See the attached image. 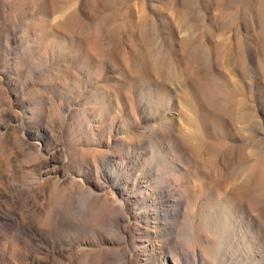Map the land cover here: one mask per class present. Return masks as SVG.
I'll return each instance as SVG.
<instances>
[{
  "label": "rangeland",
  "instance_id": "obj_1",
  "mask_svg": "<svg viewBox=\"0 0 264 264\" xmlns=\"http://www.w3.org/2000/svg\"><path fill=\"white\" fill-rule=\"evenodd\" d=\"M0 204V264H264V0H0Z\"/></svg>",
  "mask_w": 264,
  "mask_h": 264
},
{
  "label": "bare ground",
  "instance_id": "obj_2",
  "mask_svg": "<svg viewBox=\"0 0 264 264\" xmlns=\"http://www.w3.org/2000/svg\"><path fill=\"white\" fill-rule=\"evenodd\" d=\"M156 83H157V86L159 88V90H156L157 94L159 93L161 96L162 95H164V96L165 95H167V96H171L172 95V91L170 89L168 90V88H167L168 85L167 84L163 83V84L160 85L157 81H156ZM173 106H175V102L172 101V99L171 100L170 99L167 100L165 98V100L163 101V107L165 109H167V107H168V109H171V108H173ZM172 125H174V124H172ZM172 125H171V123L167 124V122H164V124H162V126H164V127H171ZM162 129L165 130L166 128L165 129L162 128ZM117 154H119V153H117ZM167 188H169V189H167ZM167 188H166V190H167L166 193L164 192V194H162V196H160V195L156 196V193H157L156 188L155 189L154 188H147L144 192H142L140 194L139 193H134V198L133 199H136V205H137V202L143 203L144 201H148L150 198L154 201V205H152L151 207L141 211L140 215L141 216L144 215L143 218H145L146 223H150L149 221L154 219L155 222H156L155 224H158L157 230H160L162 228H164V229L169 228V225L172 223V220L178 219L182 215L181 207L182 206H184V207L187 206V204L185 203V202H187L186 199H184V198L181 199V198L178 197V195L180 193V189L177 186H175L172 183H170L169 186H167ZM240 188H242V186L238 187L237 190L238 189L241 190ZM13 193H11L13 196L10 195V197L11 196L14 197ZM237 194H238V192H236V191H228L226 195H228V199L230 201L234 200L236 202V201L242 200L241 197L238 196ZM146 195L150 196L149 199H148V197L143 199ZM5 196H7V194ZM159 196H160V198H159ZM242 205H243V203L241 204V207H242ZM0 206L2 207L3 205L0 204ZM249 217H250V215H249ZM16 224H17V222H16ZM163 239H165V240L162 241L161 245L163 246V248H165L167 246V244H168V241H167V238H163ZM153 247H154V249L156 248V246H153Z\"/></svg>",
  "mask_w": 264,
  "mask_h": 264
}]
</instances>
